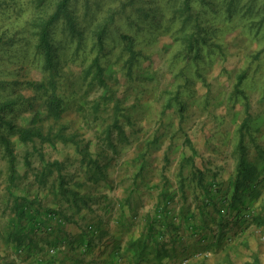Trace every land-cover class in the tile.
Segmentation results:
<instances>
[{
    "label": "rangeland",
    "instance_id": "obj_1",
    "mask_svg": "<svg viewBox=\"0 0 264 264\" xmlns=\"http://www.w3.org/2000/svg\"><path fill=\"white\" fill-rule=\"evenodd\" d=\"M123 1L89 0L87 5L80 0L75 32L65 20L53 30V71L38 47V32L56 0L39 5L0 0V104L15 102L0 116L40 130L24 141L2 124L16 170L0 140V206L25 176L49 161L61 167L66 184L80 176V199L104 198L109 230L114 218L134 202L133 238L146 230L147 215H156L163 188L174 195L169 211L178 223L182 208L197 212L206 199L226 209L223 199L232 191L240 130L247 118L249 160L264 174V53H257L258 39L235 20L232 30L217 33L222 48L213 54L206 48L197 58L185 47L178 20L162 11L149 16L131 7L114 11ZM143 2L146 9L154 6L153 0ZM107 20L100 48L98 31ZM125 35L136 43L133 62L125 51ZM96 57L105 83L95 77ZM247 68L245 93L240 94L235 90L237 76ZM52 93L62 99L59 117L48 116L46 99ZM92 158L101 162L103 174L89 166ZM91 173L98 183H89ZM258 190L242 216L223 232L217 233L216 226L202 229L198 215L190 221L198 226L188 230L184 224L173 250L170 245L166 254L145 256L141 264H264V183ZM210 210L215 214L216 206ZM128 225L129 220L123 226ZM116 234L129 235L124 228Z\"/></svg>",
    "mask_w": 264,
    "mask_h": 264
},
{
    "label": "trees",
    "instance_id": "obj_2",
    "mask_svg": "<svg viewBox=\"0 0 264 264\" xmlns=\"http://www.w3.org/2000/svg\"><path fill=\"white\" fill-rule=\"evenodd\" d=\"M42 0H31L33 4L41 3ZM87 5H89V0H84ZM165 3L164 7L161 6L158 0H153L154 5L151 9H146L144 7L143 0H124L117 10L118 13H124L129 7L132 11L140 12L141 15L149 16L158 11L172 16L173 20H178L180 23V37L183 40L185 47L188 52L193 54L194 57H200L202 51L209 48L213 53L219 51L222 48L220 41L217 42V33L232 30L234 27V21L237 20L239 23L242 21L245 28H247L255 38L258 39V43L261 46L260 50L257 52L259 54L264 53V0H161ZM80 0H56L53 12L46 18L42 20L40 25L39 33V44L38 47L41 51L45 53V60L47 65L54 71L56 64L53 61V43L52 36L53 30L56 24L60 20H65L68 22L70 29L75 32L76 22L74 14L76 12V6L79 4ZM151 4V5H152ZM115 13V12H113ZM110 23V20L106 21V24L101 27L98 31V46L104 48V27ZM124 43L126 47V52L129 53V60L133 62L137 59L138 53L135 50L136 43L131 36H124ZM218 48V50H216ZM256 53V54H257ZM96 67V78L105 83L104 80V69L100 63V59L96 57L94 63ZM250 73L249 68L245 69L242 73L237 76L235 90L240 94L245 93L243 88L245 81ZM15 102L11 99H7L0 104V111L12 110L14 108ZM46 106L48 111V116L59 117L62 113V99L59 95L52 93L49 98L46 99ZM40 112L37 113L39 115ZM2 124L7 126L10 132H16L24 141H29L39 131V127L36 129H29L26 127L18 126L14 124L11 120L2 119L0 116V140L3 143L7 155L10 157V163L12 165V170H16L14 165L15 154L11 146L10 138L4 134ZM249 125V119L247 118L240 130V142L238 145V151L240 153L239 163L237 167V173L232 181L230 188L232 191L230 197H224V201L228 203V208L223 209L221 206L210 203V199L207 201H202L199 205L197 212H188L185 208H182L178 215L177 222L176 218L170 214L172 213L169 208L174 195L171 192L162 189L161 201L159 207H157L156 215H147L146 218V230L142 232V236L133 238L128 243V250H133L132 259L135 258L136 264H141L145 256L150 258H158L164 254L168 247L173 250L174 244L177 238H181L180 233L185 228L195 229L198 226L197 222L191 223L190 221L196 220L198 215L201 217V228L211 229V227H217V233L219 231L223 232L231 223L238 220L241 217V212L246 209L249 204V199L253 200L255 196H258L260 190H258L264 183V174L261 172V166L259 164H253L249 160L248 146L245 144L246 127ZM120 127V126H118ZM264 149L262 148V156L264 157ZM43 169L38 170L34 175L47 178L52 175H56L60 184H64V174L60 172L61 167L52 164V162L45 161ZM89 166L93 165L95 169L94 172L98 174H103L104 169L99 160L92 158L88 162ZM55 168L57 171H55ZM90 173V172H89ZM89 180L98 183L99 179L91 173L89 174ZM203 181V179H201ZM229 188V189H230ZM209 190H205L206 193ZM210 194L207 195V197ZM204 197V198H205ZM215 199V198H211ZM83 202L86 201L83 199ZM16 202V200H15ZM17 203V202H16ZM210 205L216 206V213L210 210ZM15 205L14 209H18ZM200 210V211H199ZM162 211V212H160ZM244 212V211H243ZM198 219V218H197ZM190 222V223H189ZM264 222V221H263ZM188 223V224H187ZM133 224V223H132ZM129 223L128 228L133 225ZM186 229V228H185ZM209 229V230H210ZM198 230V228H197ZM87 234L90 235L91 239L95 241V245H101L102 239L108 234V231L104 228L99 229L98 226L90 224L86 227ZM201 231V230H200ZM114 235H111V238ZM127 246V247H128ZM23 250V249H22ZM116 252L121 253L120 247ZM166 254V253H165ZM134 261V260H133Z\"/></svg>",
    "mask_w": 264,
    "mask_h": 264
},
{
    "label": "crops",
    "instance_id": "obj_3",
    "mask_svg": "<svg viewBox=\"0 0 264 264\" xmlns=\"http://www.w3.org/2000/svg\"><path fill=\"white\" fill-rule=\"evenodd\" d=\"M31 174L0 206V264H135L134 251L128 250L136 229L132 224L134 202L130 210L114 218L116 224L109 230L103 215L108 208L104 198L86 203L80 199V176L75 183L60 184L56 175ZM127 220L131 228L123 226ZM90 224L108 231L101 245H95L87 234ZM119 228L129 235H117ZM119 247L121 253L116 252Z\"/></svg>",
    "mask_w": 264,
    "mask_h": 264
}]
</instances>
